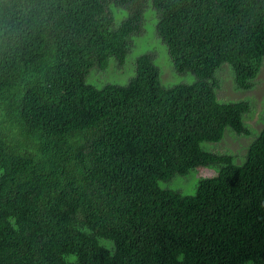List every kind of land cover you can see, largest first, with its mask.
I'll use <instances>...</instances> for the list:
<instances>
[{"label":"trees","instance_id":"obj_1","mask_svg":"<svg viewBox=\"0 0 264 264\" xmlns=\"http://www.w3.org/2000/svg\"><path fill=\"white\" fill-rule=\"evenodd\" d=\"M154 16L196 82L163 87L149 52L86 83ZM263 61L264 0H0V264H264V126L240 166L201 148L250 135L215 72L249 91ZM198 167L194 195L159 187Z\"/></svg>","mask_w":264,"mask_h":264},{"label":"rangeland","instance_id":"obj_2","mask_svg":"<svg viewBox=\"0 0 264 264\" xmlns=\"http://www.w3.org/2000/svg\"><path fill=\"white\" fill-rule=\"evenodd\" d=\"M150 10L145 12V15ZM152 12V11H150ZM155 16L152 23L144 21L143 30L146 38H138L130 48L123 65L111 58L105 69L91 68L86 76V83L103 88L106 85H127L135 74L136 58L141 54L153 53L154 64L159 70L160 83L165 88L178 85H190L196 82L192 74H177L174 72L167 49L159 40L154 38ZM218 81L215 90L216 100L219 103L248 102L251 111L243 115V122L250 130L249 136H237L230 129L226 128L224 136L219 142L202 143L201 148L210 153L218 155H229L232 157V164L240 166L244 163L246 153L250 144L257 138L259 131L264 126V61L260 72L255 80V87L249 91L237 90L233 81L232 70L228 64L222 65L214 75ZM258 81V82H257ZM217 175L215 169L198 167L186 175H177L169 181L159 182V187L164 190H172L185 196H192L196 191L197 182L205 178H213ZM245 264H252L247 262Z\"/></svg>","mask_w":264,"mask_h":264}]
</instances>
